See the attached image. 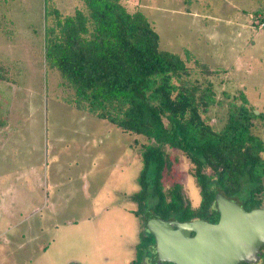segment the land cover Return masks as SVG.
<instances>
[{
    "label": "rangeland",
    "instance_id": "obj_1",
    "mask_svg": "<svg viewBox=\"0 0 264 264\" xmlns=\"http://www.w3.org/2000/svg\"><path fill=\"white\" fill-rule=\"evenodd\" d=\"M121 1L148 17L162 49H187L218 68L211 78L219 101L223 90H243L264 110V26L257 24H264V0ZM49 2L62 14L81 5ZM44 12V0H0V64L8 77L0 79V264H131L154 202L147 199L143 217L132 211L146 140L67 103L72 90L45 63ZM224 113L223 103L210 109L215 127ZM166 152L173 165L164 185L180 182L196 207L189 160L175 148Z\"/></svg>",
    "mask_w": 264,
    "mask_h": 264
},
{
    "label": "trees",
    "instance_id": "obj_2",
    "mask_svg": "<svg viewBox=\"0 0 264 264\" xmlns=\"http://www.w3.org/2000/svg\"><path fill=\"white\" fill-rule=\"evenodd\" d=\"M80 1L73 13L62 14L44 0V58L72 90L68 104L146 140L140 148L139 189L131 196L137 209L132 211L143 217L147 199L154 202L143 218L131 264H158L148 218L216 223L218 192L248 211L264 207V141L254 132L256 121L264 127V110L257 112L243 90H223L219 101L211 78L218 68L187 49L183 55L162 49L142 11H129L121 0ZM7 78L0 64V79ZM220 103L225 113L217 128L208 113ZM167 148L181 151L191 164L200 193L196 207L180 182L164 185L173 165ZM239 264H264V245L257 262Z\"/></svg>",
    "mask_w": 264,
    "mask_h": 264
},
{
    "label": "water",
    "instance_id": "obj_3",
    "mask_svg": "<svg viewBox=\"0 0 264 264\" xmlns=\"http://www.w3.org/2000/svg\"><path fill=\"white\" fill-rule=\"evenodd\" d=\"M219 219L178 221L152 217L157 263L239 264L257 262L264 245V207L246 210L221 192L215 197Z\"/></svg>",
    "mask_w": 264,
    "mask_h": 264
},
{
    "label": "crops",
    "instance_id": "obj_4",
    "mask_svg": "<svg viewBox=\"0 0 264 264\" xmlns=\"http://www.w3.org/2000/svg\"><path fill=\"white\" fill-rule=\"evenodd\" d=\"M89 114V113H88Z\"/></svg>",
    "mask_w": 264,
    "mask_h": 264
}]
</instances>
